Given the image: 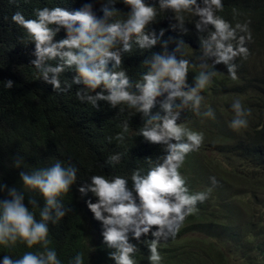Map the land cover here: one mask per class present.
Instances as JSON below:
<instances>
[{
  "label": "clouds",
  "instance_id": "9594fccd",
  "mask_svg": "<svg viewBox=\"0 0 264 264\" xmlns=\"http://www.w3.org/2000/svg\"><path fill=\"white\" fill-rule=\"evenodd\" d=\"M8 2L19 7L20 0ZM97 2L100 4L98 10L94 8ZM121 3L129 11H121L117 7ZM223 10V0H155L151 3L146 0H90L76 11L56 6L34 9V18H26L19 10L12 14V22L23 29L27 40L35 45L36 59L30 63L39 77L59 92H67L73 84H83L85 88L76 92L77 99L97 110L98 102L105 101L112 108L126 106L143 114L146 119L138 135L150 144L163 146L165 155L161 162L153 164L149 159L151 167L145 174L141 169L132 171L131 187L125 176L92 175L91 183L79 188L82 194L91 192L96 197V202L88 200L87 206L103 224V243L112 250L108 255L115 264H137V247L131 241H140L142 237H149L146 240L149 264H161V242L174 239L185 220L199 211L198 203H204L211 195V189L191 193L181 173L188 154L203 145L204 133L178 121L185 109L197 116L215 119L211 108L201 110L205 99L202 93L214 83L218 74L215 66L225 65L228 75L235 80L236 58L249 55L245 47L246 41L252 39L248 25L236 23L233 26L218 14ZM233 11L235 13V9ZM162 14L174 22L157 34L152 26L160 21L158 18ZM189 18L202 34L203 59H211V68L207 62L202 63L201 71L193 77L194 84H190L189 68L195 65L185 58L186 52L182 53L185 42L179 40L169 53L165 41L163 52H153L143 61L148 70L133 84L122 68L123 54H131L134 48L154 49L169 29L187 33ZM61 29L66 30V38L57 40ZM177 53H181V58ZM69 69H74L78 75L71 82L65 80L66 87L62 88L60 77ZM5 87L11 89L13 81H5ZM165 93L166 99L160 104L165 115H151L157 98ZM231 108L235 117L229 126L233 130L246 128L250 110H245L239 99L233 101ZM120 111L123 113L124 107ZM121 127L123 131L116 139L123 143L128 124ZM122 156L124 153L113 154L108 164L120 163ZM52 159L47 166L19 172L23 190L0 182V189L8 197L0 195V246L12 251L18 245L29 249L15 255L16 258L3 255L2 264H63L52 246L49 225L59 223L71 211L70 208L62 210L58 198L70 192L79 170L74 164L65 165L59 159ZM12 160L15 169L26 167L22 159L12 157ZM210 179L214 185L219 184L215 176ZM25 192L39 193L43 197L45 206L38 209L39 219L34 211L37 200L28 199L33 206L30 210L25 204ZM68 264H85V253L77 252Z\"/></svg>",
  "mask_w": 264,
  "mask_h": 264
},
{
  "label": "trees",
  "instance_id": "16d2710c",
  "mask_svg": "<svg viewBox=\"0 0 264 264\" xmlns=\"http://www.w3.org/2000/svg\"><path fill=\"white\" fill-rule=\"evenodd\" d=\"M85 2L90 0H28L27 3L20 0L17 7L8 0H0V182L8 187L14 185L23 190L20 171L27 172L36 167L47 166L53 162L52 158L61 160L65 165L74 164L79 170L76 182L67 195L58 198V203L63 206L62 210L67 211L70 208L71 211L59 223L49 225L52 246L57 249L63 264H68L74 259L77 252L85 253V264H115L108 255L112 250L103 243V224L95 219L87 206V201L95 203L96 197L91 192L87 195L82 194L79 188L91 183L92 175H105L108 178L125 176L129 178L131 187L132 171L141 169L142 174H145L151 167L149 159L153 164L161 162L165 155L163 146L150 144L138 135L146 119L143 114L126 106L112 108L105 101L98 102L97 110L86 101L82 103L77 99L76 92L85 88L83 84H73L67 92H59L53 85L39 77L38 71L30 63L36 59L35 45L27 40L25 31L11 19L17 10L22 11L26 18H34L36 8L59 6L76 11ZM146 2L151 3L155 0ZM223 4L224 10L218 14L233 26L236 23L247 24L252 38L258 43L261 42L258 45L264 46V0H223ZM99 7L100 4L97 2L94 8L98 10ZM117 7L123 12L129 11L122 3ZM97 14L102 15L99 12ZM158 19L160 21L152 26L157 34L161 28L168 29L169 23L174 22L165 18L164 14ZM186 26L187 33L179 29L166 31L152 50L134 48L131 54H123L122 68L127 71L133 84L148 70L143 64L144 60L149 59L153 52H163L165 41L167 51L173 52L181 39L185 42L182 53L186 52L185 58L195 65V67L190 65L188 75V82L194 84L193 77L199 73L198 65L195 63L198 57L195 55L194 59V54H190L189 49L195 45L197 49L202 50L200 45L202 34L197 32L191 18L189 22L186 21ZM61 38H66L64 29H61L56 37L57 40ZM177 57L181 58V53H177ZM241 66L239 64L237 67ZM51 75L49 74V78ZM76 75L78 73L74 69L62 74L60 77L62 88L66 87L65 80L71 82ZM9 79L13 81L11 89L5 87V81ZM258 85L259 87L261 85L262 92L256 95V108L259 113L254 132L258 138L256 143L259 144H255L256 153L249 150L248 154L256 157L264 166V74L259 77ZM166 96L167 93L157 98L151 115L157 113L165 115L160 104ZM121 107H124L123 113L120 111ZM189 110L182 111L179 123L188 117ZM124 123L128 124V131L124 133L125 140L121 143L117 141L116 136L123 131L121 125ZM115 153H124L120 163L108 164L109 157ZM12 157L22 159L26 167L20 169L12 167L14 163ZM0 195L8 198L2 189ZM29 198L37 200V210L34 211L39 219L38 209L45 206L43 197L39 193L25 192V204L33 210V206L28 203ZM148 238L142 237L140 241H131L137 247L135 254L137 264H149V250L146 246ZM27 250L29 249L24 245H18L14 251L0 246V264L3 255H14L16 258L15 255H21ZM257 250L258 253H264V246L259 245Z\"/></svg>",
  "mask_w": 264,
  "mask_h": 264
},
{
  "label": "rangeland",
  "instance_id": "374dc122",
  "mask_svg": "<svg viewBox=\"0 0 264 264\" xmlns=\"http://www.w3.org/2000/svg\"><path fill=\"white\" fill-rule=\"evenodd\" d=\"M259 43L254 38L246 41L249 55L235 60L237 66L242 65L237 67V79L228 75L225 65L215 66L218 74L202 93L201 109L211 108L215 119L189 110L180 122L205 137L200 149L188 154L181 173L191 193L211 189V195L198 203L199 211L174 239L160 244L161 264H264V253L257 250L264 246V166L248 154L249 150L256 153L255 144H259L254 132L259 113L256 95L262 92L258 80L264 74V46ZM189 53L198 57L194 61L198 71L205 62L211 68V59L205 61L195 45ZM236 99L251 112L246 117L248 126L239 130L229 126L235 117L231 105Z\"/></svg>",
  "mask_w": 264,
  "mask_h": 264
}]
</instances>
